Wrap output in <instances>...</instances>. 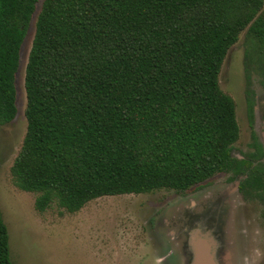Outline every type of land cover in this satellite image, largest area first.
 Returning a JSON list of instances; mask_svg holds the SVG:
<instances>
[{"label": "trees", "instance_id": "1", "mask_svg": "<svg viewBox=\"0 0 264 264\" xmlns=\"http://www.w3.org/2000/svg\"><path fill=\"white\" fill-rule=\"evenodd\" d=\"M37 0H0V125ZM264 45V0H43L24 68L26 132L10 172L38 212L104 196L184 192L230 172L246 197L261 148L231 156L234 100L219 86L239 35ZM257 51V52H258ZM246 54L248 52L246 51ZM0 264H12L0 215Z\"/></svg>", "mask_w": 264, "mask_h": 264}, {"label": "rangeland", "instance_id": "2", "mask_svg": "<svg viewBox=\"0 0 264 264\" xmlns=\"http://www.w3.org/2000/svg\"><path fill=\"white\" fill-rule=\"evenodd\" d=\"M42 1L36 2L20 50L15 79L16 115L9 123L0 125V215L9 234L12 264H175L171 262L175 256L169 238L172 226L165 221L187 215L188 210L191 213L190 200L197 199H205L203 204L207 206L219 205L218 209L228 215L230 240H226L221 263L216 264H264V227L259 206L249 205L237 191L224 200H216L225 190L235 188L239 179L230 172L216 174L201 186H193L195 190L203 188L196 193L161 189L139 195L104 196L75 213L54 204L38 212L34 208L37 194L14 186L10 169L26 132L24 68ZM252 46L257 45L243 31L229 49L219 75L220 89L236 105L239 138L231 147L235 159L246 158L254 151L250 146L254 132L247 123L246 101L254 106L258 103L260 110L264 108V45L262 52H257V67L249 64L246 70L243 50L247 47L250 58L255 60L257 48ZM254 135L260 139L258 132ZM258 164L264 165V148ZM207 194L214 199L203 198ZM209 215L206 230L212 232V212ZM208 235L204 233L199 239L210 240L212 235Z\"/></svg>", "mask_w": 264, "mask_h": 264}, {"label": "flooded vegetation", "instance_id": "3", "mask_svg": "<svg viewBox=\"0 0 264 264\" xmlns=\"http://www.w3.org/2000/svg\"><path fill=\"white\" fill-rule=\"evenodd\" d=\"M252 47L255 48L256 46H252ZM246 51L247 52L249 51L247 47L244 48L243 50V61L246 66V70H248L249 64H252L251 66H253L254 64L258 63L259 54H257V51H258L257 50L254 55L255 60H252L253 58H250L251 56L249 55V53L246 54ZM254 92H257V91L254 90ZM263 96H264V93H263ZM245 106H246L248 121H249L247 122L248 125L252 128L254 134L258 132L260 135V139H259L260 141H259L255 137L254 134H251V135H254L256 142L258 144L260 142L261 144L259 145L261 148V154H262L261 158H262L263 148H264V108L260 110L258 103L254 106L253 102L251 101H246ZM256 106H257V109H256ZM254 112H256L255 113L257 115L256 117H254ZM250 139H251V136H250ZM261 158H259L258 160H254L251 164V167L258 165L259 167L264 169V165L258 164ZM255 175L262 176L261 186L257 187L256 183L253 180L254 177H251L248 182V187L246 189L247 190L246 197H244L238 189L240 182L243 180L245 176L239 175L238 177H236L239 180L235 183L234 185L235 188L234 189L232 188L230 191H228V189L225 190L222 193V195H220L219 198H217L216 200H219V201L224 200L230 195H232L233 192L237 191L238 193H240L242 197L246 199L249 205L257 204L259 206L260 208L259 218L262 222V226L264 227V172L254 173V174L252 173V176H255ZM204 182L200 183V186ZM197 185H194V186H197ZM201 189L195 190V187L192 186L189 189L185 190L184 192L189 191V190L190 191L195 190L193 191V193H196L200 191ZM203 198L214 199V197H212V195L210 194L205 195ZM204 200L202 199L201 202H198V199H197V202L190 200L191 213H188L189 211L188 210L187 215H184V216L177 215V216H174L173 217L174 219H171V221H165L166 225H169L170 223L172 226L171 227L172 229L170 230V233H169L170 234L169 238L173 241L171 245H172V251L175 256L174 257L175 259L174 260L172 259L171 262H174L175 264H193L194 255L192 252L191 238L203 236L204 233L212 235V238H210V240L208 238L207 240L211 241V243L210 242L209 243L212 244L211 247L213 248V256H214L215 263L216 261H219L221 263L222 258L226 254V247H225L226 240H230L229 231L227 230L228 215L226 214L225 211H221L220 209H218L219 205H217V207L215 206L214 203L212 205L210 204L209 206H207L208 204L204 205L203 204ZM210 212H212V222H213L212 232H209L208 230H206V222L209 221Z\"/></svg>", "mask_w": 264, "mask_h": 264}, {"label": "water", "instance_id": "4", "mask_svg": "<svg viewBox=\"0 0 264 264\" xmlns=\"http://www.w3.org/2000/svg\"><path fill=\"white\" fill-rule=\"evenodd\" d=\"M20 50H21V48H20ZM16 74H17V72H16ZM16 74H15V79H16ZM198 238H200V237H198ZM201 240H203V239H201ZM194 241H195L194 239L191 241L192 252H193V255H194L193 264H216L215 261H214L213 253H211V252L209 253L208 250L205 249L206 248L205 245H204V250H201V251L200 250H195V245L193 244ZM209 242L211 243V241H209ZM201 244H206V243H201ZM211 246H212V244H210V249H212Z\"/></svg>", "mask_w": 264, "mask_h": 264}, {"label": "bare ground", "instance_id": "5", "mask_svg": "<svg viewBox=\"0 0 264 264\" xmlns=\"http://www.w3.org/2000/svg\"><path fill=\"white\" fill-rule=\"evenodd\" d=\"M195 241H194V245H195V250H204V245H205V249H207L208 250V252L210 253V243H209V241H207V240H201V239H199L198 237H196L195 239H194ZM201 243H206V244H201Z\"/></svg>", "mask_w": 264, "mask_h": 264}]
</instances>
